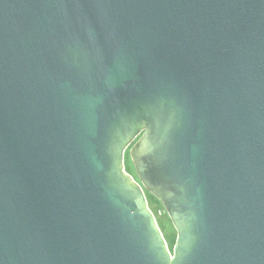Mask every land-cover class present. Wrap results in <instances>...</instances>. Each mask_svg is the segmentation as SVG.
<instances>
[{"label": "water", "instance_id": "obj_1", "mask_svg": "<svg viewBox=\"0 0 264 264\" xmlns=\"http://www.w3.org/2000/svg\"><path fill=\"white\" fill-rule=\"evenodd\" d=\"M0 264H264V0H0Z\"/></svg>", "mask_w": 264, "mask_h": 264}, {"label": "rangeland", "instance_id": "obj_2", "mask_svg": "<svg viewBox=\"0 0 264 264\" xmlns=\"http://www.w3.org/2000/svg\"><path fill=\"white\" fill-rule=\"evenodd\" d=\"M125 166H126V170L128 168V171L130 172V174L136 179V181L139 182V179L136 175L133 163H132L131 158H130L129 151L126 153ZM155 216H156L157 220L162 219V221L164 222V233H163L164 235H168V234H172V233L177 234L174 225L172 224L168 214L166 213V211L164 209L158 210L157 215H155Z\"/></svg>", "mask_w": 264, "mask_h": 264}, {"label": "trees", "instance_id": "obj_3", "mask_svg": "<svg viewBox=\"0 0 264 264\" xmlns=\"http://www.w3.org/2000/svg\"><path fill=\"white\" fill-rule=\"evenodd\" d=\"M127 171H128V168H127ZM147 199H148V202H149V207L151 208V210L153 211V213L155 215H157L158 210L164 209V207L161 204V202L159 200H157L151 194L147 193ZM157 221H158V224H159L162 232L164 233V222L162 221V219L161 220H157ZM164 236H165V239L167 240V242L169 244L170 250L172 251L173 248H174L175 242H176L177 234L172 233V234H168V235H164Z\"/></svg>", "mask_w": 264, "mask_h": 264}]
</instances>
